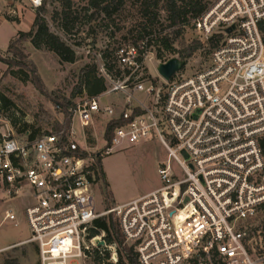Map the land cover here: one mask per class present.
<instances>
[{
  "label": "built area",
  "instance_id": "1",
  "mask_svg": "<svg viewBox=\"0 0 264 264\" xmlns=\"http://www.w3.org/2000/svg\"><path fill=\"white\" fill-rule=\"evenodd\" d=\"M194 26L213 43L194 72L185 74L184 63L169 80L152 76L146 40L119 44L109 59L96 54L104 89L71 101L66 129L0 133V191L3 199L27 198L26 241L38 264H84L104 234L90 236L95 220L108 214L139 264L264 261L246 239L264 203V0H216ZM153 139L167 154L157 167L160 185L98 210L97 160L124 141ZM2 220L16 215L6 210ZM105 246L116 263V244Z\"/></svg>",
  "mask_w": 264,
  "mask_h": 264
},
{
  "label": "rangeland",
  "instance_id": "2",
  "mask_svg": "<svg viewBox=\"0 0 264 264\" xmlns=\"http://www.w3.org/2000/svg\"><path fill=\"white\" fill-rule=\"evenodd\" d=\"M209 5L216 0H203ZM41 0H0V55L7 56L8 40L15 38L17 49L26 55V59L34 64L44 92H41L30 81L29 69L7 65L0 61V133L20 134L25 130L39 133L53 129L55 123L62 119L55 109L51 97H62L69 101L87 96L85 65L97 66L99 51L112 52L119 44L138 41L140 36L147 41L149 53H153L148 62L152 76L157 75L156 60L171 56L183 60V72L190 74L200 68L208 59L213 46L206 42L194 26V19L187 15L188 22L182 26L169 27L167 14L163 10V0H150L151 14H143V0H127L118 11L107 19L102 13L93 14V9L87 11L86 0H74L73 8L77 20L71 30L66 33L60 28L59 15L61 0H44V10L41 16L49 29L57 34L75 51L73 62L60 61L59 57L49 50L34 48L27 39L19 40V31L27 32L32 28L37 9ZM39 3V4H38ZM36 4L37 6H35ZM153 4V5H152ZM155 14V15H154ZM147 17L152 18L149 22ZM145 27V29L143 28ZM167 38L171 48H164L162 38ZM198 42L199 46L188 57H181L180 51ZM90 53H87V49ZM174 49V50H173ZM98 77L96 73L91 72ZM117 95L113 94L112 98ZM166 150L159 141L141 140L136 143L122 142L113 148V152L100 159V168L104 173L108 189L112 192L115 204L131 200L160 185L157 173L158 163L166 160ZM174 168L177 164L173 161ZM103 184L96 189V204L98 210L107 207ZM27 198L18 196L3 199L0 191V264L7 258H17L20 264H38L37 250L33 242L26 241L30 237L26 218L23 214ZM6 210H12L16 215L15 222L2 220ZM261 217L248 225V229L260 225ZM104 233L100 232L99 234ZM259 231L256 236L247 239V247L256 258L264 254V241ZM103 234L98 246L85 259L84 264L113 263L108 260L110 249ZM117 249V246H116ZM72 264H82L75 259ZM257 264H264L259 261Z\"/></svg>",
  "mask_w": 264,
  "mask_h": 264
},
{
  "label": "trees",
  "instance_id": "3",
  "mask_svg": "<svg viewBox=\"0 0 264 264\" xmlns=\"http://www.w3.org/2000/svg\"><path fill=\"white\" fill-rule=\"evenodd\" d=\"M158 0H155L157 3ZM127 0H86L85 9H93L91 16L93 14L102 13L107 19L111 18V15L119 10ZM74 0H61L60 11L56 14L59 15V24L60 28L68 33L71 28L74 26L78 16L73 8ZM41 6L37 9V14L34 18L32 28L27 31H19L17 33V38L19 40L27 39L31 42L32 46L38 50H49L54 52L60 59V61L73 62L75 60V51L65 43L57 34L52 32L46 21L39 16L40 11L44 10V0L40 2ZM153 5V4H152ZM151 2L150 0H143V14L149 16L152 11H150ZM209 4L203 0H163V10L167 14V19L169 21V27H178L176 31L177 34L180 33V29L184 24L188 22L187 15L193 19L199 17ZM155 15V14H154ZM149 22H152L153 17H147ZM145 29V27H143ZM143 40V36H140L138 41L132 42L131 44H137L139 41ZM15 38H11L8 42V47L6 49L7 56L0 55V61L7 65V68H12L18 66L20 68L29 69L30 72V81L35 85L37 89L41 92H44L43 84L37 75L36 68L33 63L26 59V55L21 53L15 44ZM212 43L211 41H209ZM161 44L164 48H171V43L168 42L167 38L161 39ZM213 44V43H212ZM199 46L198 42H194L192 45L185 47L180 51V56L185 58L188 57L195 49ZM174 50V49H173ZM104 58L111 56L109 52L105 51ZM111 58V57H110ZM86 68V90L88 95H95L101 92L104 89V80L101 77H95L91 72L96 73V65H85ZM51 100L54 104L55 109L62 111L64 118L63 123H55L53 126L54 130L66 129L68 127V111L67 108L71 101L60 98V97H51ZM58 107V108H57ZM116 125L115 121H110L106 129L105 137L110 139L114 126ZM22 133V131L20 132ZM259 145L264 151V136L260 138ZM97 167L100 173L101 184H103L105 202L107 204L106 209L113 207L115 201L113 199L112 192L108 189V184L105 180L104 173L100 168V159L97 160ZM262 214L258 218H262L260 225L255 228L247 230L246 239H249L251 236H256V232L259 231L262 240L264 241V203L261 206ZM95 229L90 231V236L99 234L100 232L105 233V240L108 243H115L117 246V261L116 263H107V264H139L137 254L134 251L133 247L128 246L124 243V238L119 227L118 220L114 217L113 214H108L102 216L95 220ZM250 251V250H249ZM259 255H262L259 253ZM2 264H20L17 258H7L3 261Z\"/></svg>",
  "mask_w": 264,
  "mask_h": 264
},
{
  "label": "water",
  "instance_id": "4",
  "mask_svg": "<svg viewBox=\"0 0 264 264\" xmlns=\"http://www.w3.org/2000/svg\"><path fill=\"white\" fill-rule=\"evenodd\" d=\"M231 29H232V27L228 28L227 31H230ZM183 65H184V61L183 60H180L177 57H172V58L168 59L164 63H159L157 65L156 70H157V73L160 76H162L165 80H169L170 77L175 72H177L179 69H181ZM184 156H185V158H187V155L185 153H184ZM100 243H102V242H100Z\"/></svg>",
  "mask_w": 264,
  "mask_h": 264
},
{
  "label": "crops",
  "instance_id": "5",
  "mask_svg": "<svg viewBox=\"0 0 264 264\" xmlns=\"http://www.w3.org/2000/svg\"><path fill=\"white\" fill-rule=\"evenodd\" d=\"M10 40V39H9ZM9 40H8V42H9ZM155 189V188H154ZM153 190V189H152ZM152 190H150V191H152ZM150 191H148L147 193H149ZM147 193H145V194H147ZM145 194H142V195H145ZM142 195H140V196H142ZM140 196H138V197H140ZM138 197H136V198H138ZM133 199H135V198H133ZM132 200V199H131ZM127 201H130V200H127ZM127 201H123V202H121V203H125V202H127ZM121 203H118L117 202V204H121Z\"/></svg>",
  "mask_w": 264,
  "mask_h": 264
},
{
  "label": "bare ground",
  "instance_id": "6",
  "mask_svg": "<svg viewBox=\"0 0 264 264\" xmlns=\"http://www.w3.org/2000/svg\"><path fill=\"white\" fill-rule=\"evenodd\" d=\"M94 240L100 242V237L97 235Z\"/></svg>",
  "mask_w": 264,
  "mask_h": 264
}]
</instances>
